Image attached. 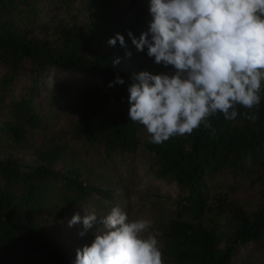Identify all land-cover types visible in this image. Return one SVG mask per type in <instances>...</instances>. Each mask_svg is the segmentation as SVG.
<instances>
[{
    "label": "trees",
    "instance_id": "16d2710c",
    "mask_svg": "<svg viewBox=\"0 0 264 264\" xmlns=\"http://www.w3.org/2000/svg\"><path fill=\"white\" fill-rule=\"evenodd\" d=\"M43 1L59 3L64 13L40 20ZM76 2L83 15L67 7ZM150 21L142 0H0V264H72L75 256L61 250L47 225L92 194L112 196L109 188L89 180L82 165L52 166L61 155L60 143L35 148L28 163L18 155L30 146L31 131L43 127L33 94L39 76L50 70L97 76L105 84L101 89L85 83L72 94L78 105L75 134L99 145L105 157L142 148L149 153L148 170L179 188L173 212L158 224L164 264H234L237 248L246 242L264 249V89L256 108L238 106L235 120L217 114L209 118L210 129L201 126L191 135L150 143L143 126L128 116L132 74L171 71L155 64L147 49L137 51L128 36L130 31L138 38ZM116 33L126 47L118 41L108 45ZM116 58L120 62L114 66ZM23 68L30 83L14 95L11 86ZM117 76L124 83L109 87ZM67 89L63 80H53L48 96ZM252 114L255 120L247 118ZM234 182L256 187L255 208L227 199ZM220 215L226 232L216 228Z\"/></svg>",
    "mask_w": 264,
    "mask_h": 264
},
{
    "label": "clouds",
    "instance_id": "9594fccd",
    "mask_svg": "<svg viewBox=\"0 0 264 264\" xmlns=\"http://www.w3.org/2000/svg\"><path fill=\"white\" fill-rule=\"evenodd\" d=\"M147 31L128 36L137 51L147 49L154 63L170 72L133 73L128 87V116L143 126L149 142L191 135L210 117L235 120L238 106L252 110L264 89V0H149ZM126 47L120 33L107 41ZM130 56V52H126ZM119 58L113 61L118 64ZM123 84L116 77L109 82ZM247 118L255 120V114ZM93 239L75 251L72 264H164L152 222L130 220L120 206L97 217L74 214L68 226ZM147 233V234H146Z\"/></svg>",
    "mask_w": 264,
    "mask_h": 264
},
{
    "label": "rangeland",
    "instance_id": "374dc122",
    "mask_svg": "<svg viewBox=\"0 0 264 264\" xmlns=\"http://www.w3.org/2000/svg\"><path fill=\"white\" fill-rule=\"evenodd\" d=\"M142 2L148 10L149 0ZM67 7L74 8L79 16L83 15L80 2ZM61 13H64V8L59 3L43 1L42 17L39 19ZM53 80L66 82L67 92L50 98L48 95ZM29 83L28 69L23 68L12 83V94L23 92ZM85 83L90 85L97 83L101 89L105 88V84L97 76L81 72L50 70L39 76L33 101L42 116L43 127L33 129L30 133V146L18 152L21 161L28 163L34 157L35 148H48L50 141L60 143L63 149L61 155L52 162L54 168L60 170L64 162L73 161L90 171L88 178L93 184L111 190L110 199L92 194L47 225L48 235L56 241L63 252L73 256L77 248L89 244L87 237L94 238L92 235L94 230H89L84 236L79 235L83 230L82 224L68 226V221L74 214L79 213L82 216L94 212L97 217H102L107 215L113 206L118 205L128 214L130 220H150L152 227L149 231L158 235V224L167 214L173 212L175 199L179 193V188L173 181L158 178L148 170L149 153L142 148L117 152L111 157H105L99 145L90 144L73 132V124L78 116V105L73 101L72 94ZM2 110L4 114L5 111ZM221 187L224 186L221 185L219 190H222ZM226 194L227 199L247 209L255 208L258 202L257 189L248 182H234L233 188L227 190ZM204 221L211 223L205 217ZM216 228L221 232L227 231L226 218L223 215L216 217ZM234 255V264H264V249L255 246L252 241L237 248Z\"/></svg>",
    "mask_w": 264,
    "mask_h": 264
}]
</instances>
